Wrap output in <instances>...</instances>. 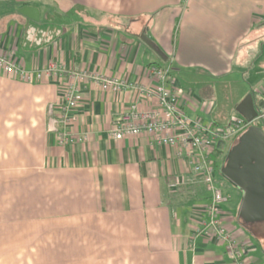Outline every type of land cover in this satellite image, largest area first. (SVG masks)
<instances>
[{
  "label": "crops",
  "instance_id": "1",
  "mask_svg": "<svg viewBox=\"0 0 264 264\" xmlns=\"http://www.w3.org/2000/svg\"><path fill=\"white\" fill-rule=\"evenodd\" d=\"M262 12L264 0H0V54L12 50L26 70L63 67L61 79L52 71L32 82L0 69V168L29 177L24 170L35 169V215L49 217L37 220L39 230L58 233L51 262L235 264L213 235L192 240L206 219L207 193L177 146L146 133L109 134L132 102L147 110L156 101L134 88L103 90L70 72L147 83L148 65L170 64L184 109L208 119L218 103L211 81L248 69L254 83L241 82L229 114L240 115L235 107L246 94L264 99ZM142 30L164 59L140 39ZM72 81L81 97L67 130L82 139L59 144L48 130V107ZM12 153L13 162L6 159ZM176 178L183 184L171 189ZM241 197L221 205V223L243 246V264H264V223L240 221Z\"/></svg>",
  "mask_w": 264,
  "mask_h": 264
},
{
  "label": "built area",
  "instance_id": "2",
  "mask_svg": "<svg viewBox=\"0 0 264 264\" xmlns=\"http://www.w3.org/2000/svg\"><path fill=\"white\" fill-rule=\"evenodd\" d=\"M258 19H264V12L258 15ZM0 69L8 76L27 82L39 80L43 73L49 74L52 71L61 79L63 72V67H58L55 63L43 71L26 70L12 50L0 54ZM146 69L147 83L129 82L117 75L88 74L83 71L70 72V76L79 81L89 77L98 82L101 89L114 93L134 88L140 97L153 98L156 101L157 107L147 110H141L137 102H132L114 121L109 129L110 136L120 139L126 135L146 133L153 137L155 143L176 145L177 156L186 160L190 171L202 178L211 193V201L205 209L207 218L193 234V242L198 234L213 235L218 241L225 242L226 251L235 264H243V246L227 233L219 219V204L226 201L227 196L214 184V168L210 156L217 140L228 141L238 137L252 122L234 114L226 125L219 126L190 114L180 102L182 91L170 76V64L153 63ZM80 97L77 84L74 81L68 82L58 100L48 107V130L55 134L59 144H69L82 139L67 130L74 120V111ZM263 116L264 112L260 113L259 117ZM180 183L181 179L176 178L169 187L175 189Z\"/></svg>",
  "mask_w": 264,
  "mask_h": 264
},
{
  "label": "rangeland",
  "instance_id": "3",
  "mask_svg": "<svg viewBox=\"0 0 264 264\" xmlns=\"http://www.w3.org/2000/svg\"><path fill=\"white\" fill-rule=\"evenodd\" d=\"M247 70H245L243 76L238 75V78L232 75L228 78H217L211 81L216 86L218 103L211 117L204 120L207 122L216 120L219 125L228 123L239 85H242L241 82H243L244 85L250 87L254 83L253 79L248 77L250 75L246 74L248 73ZM196 87L200 90L199 84ZM252 123L261 125V120L257 118ZM232 142L233 139L226 141L224 153ZM0 154L1 163L3 160L1 156L5 153L0 150ZM14 155L12 153L11 157L6 159H12V162L17 160L18 158ZM20 170L0 168V264H63L51 262L50 258L52 255L51 242L53 243L51 239H56L58 233L51 237L53 236L51 232L39 230L41 226L37 224V220H46L49 217H37L35 215V169H23L24 171H31V177H29V174L26 175L27 173L22 174ZM6 173L9 176L5 175V177L4 174ZM21 174L26 175L28 182H25L27 184L21 181ZM215 177L216 183L224 193L229 195L226 204L235 203L237 195H242V191L221 174L220 165L215 168Z\"/></svg>",
  "mask_w": 264,
  "mask_h": 264
},
{
  "label": "water",
  "instance_id": "4",
  "mask_svg": "<svg viewBox=\"0 0 264 264\" xmlns=\"http://www.w3.org/2000/svg\"><path fill=\"white\" fill-rule=\"evenodd\" d=\"M139 37L164 59L163 51L144 30ZM235 110L248 122L259 118L261 125L251 123L239 135L237 141L228 149L220 172L242 191L239 218L244 222H264V116L259 117L264 112V99L248 93L239 101Z\"/></svg>",
  "mask_w": 264,
  "mask_h": 264
},
{
  "label": "trees",
  "instance_id": "5",
  "mask_svg": "<svg viewBox=\"0 0 264 264\" xmlns=\"http://www.w3.org/2000/svg\"><path fill=\"white\" fill-rule=\"evenodd\" d=\"M214 125H219V124H216V123H213ZM219 126H224V125H219ZM239 137V136H238ZM238 137H235V138H233V142L228 146V148L226 149V151H225V153H224V146H225V143H226V141L227 140H217L216 141V143H215V147H214V149H213V151H212V153H211V156H210V158L212 159V163H213V168H214V178H213V181H214V184L216 185V186H218L219 188H220V186L216 183V177H215V168H217V166L218 165H220V167L224 164V162H225V159H226V153H227V151H228V149L230 148V146L231 145H233L235 142H236V140L238 139ZM223 152V153H222ZM191 172V171H190ZM201 183H202V185L204 186V189H205V191H206V193H207V202H206V204L204 205V211H205V209H206V206L210 203V201H211V193L207 190V188H206V185L203 183V180H202V178L199 176V175H196L195 173H193V172H191ZM175 180V179H174ZM183 184V182H181L180 184H178L177 186H176V188H175V190L177 189V187H179L180 185H182ZM221 189V188H220ZM222 190V189H221ZM222 192H223V190H222ZM223 194H225L226 196H227V200L226 201H223V202H221L220 204H219V207H220V215H221V205L223 204V203H225V202H227L228 201V198H229V195H227L226 193H224L223 192ZM205 216H206V218H207V215H206V211H205ZM219 219H220V221H221V217L219 216ZM240 219V218H239ZM240 221L242 222V223H244V225H246L247 227H252V226H254V225H257V224H259V223H264V222H261V221H256V222H244V221H242L241 219H240ZM222 224V223H221ZM223 225V224H222ZM225 228V227H224ZM228 233V232H227ZM234 239V238H233ZM220 243H222L223 245H224V247H225V242H221V241H219ZM239 245H241L240 243H239ZM225 251H226V248H225ZM226 253H227V251H226ZM232 259V258H231ZM233 260V259H232Z\"/></svg>",
  "mask_w": 264,
  "mask_h": 264
}]
</instances>
